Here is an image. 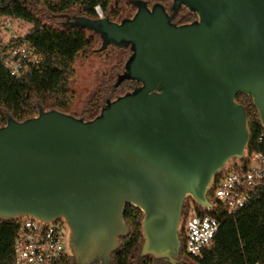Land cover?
<instances>
[{
    "label": "water",
    "instance_id": "water-1",
    "mask_svg": "<svg viewBox=\"0 0 264 264\" xmlns=\"http://www.w3.org/2000/svg\"><path fill=\"white\" fill-rule=\"evenodd\" d=\"M131 18L66 16L64 28L98 35L104 52L130 55L115 88L90 120L58 110L0 127V221L64 220L73 264H112L142 213L140 258L182 264L186 200L214 209V179L246 157L252 99L264 128V0H129ZM181 9L194 21L178 25Z\"/></svg>",
    "mask_w": 264,
    "mask_h": 264
},
{
    "label": "trees",
    "instance_id": "trees-1",
    "mask_svg": "<svg viewBox=\"0 0 264 264\" xmlns=\"http://www.w3.org/2000/svg\"><path fill=\"white\" fill-rule=\"evenodd\" d=\"M149 5L160 3L165 7L171 6L173 0H145ZM119 2L108 11L111 0H0V127L6 125V115H11L16 121L36 117L40 105L44 110H58L68 113L72 108L75 95L70 90V84L75 78V62L80 58H87L90 48L96 41L101 40L98 35L87 30L77 28H57V21H64L66 16H80L93 20L99 19L95 8L100 7L103 16L113 22L131 18L135 10L129 0ZM130 9V10H129ZM16 20L32 26L25 36L11 38L4 42L2 20ZM194 16L188 12L180 18V24L194 21ZM89 35V36H88ZM26 43L36 48L43 59L35 68L28 71L21 78L11 77L5 69V63L15 48ZM117 49V48H116ZM119 60L117 73L123 70L130 52L127 49H117ZM110 85L109 93L101 100L91 105L89 119L95 118L107 99L117 97L132 91L130 85L114 90ZM237 102L242 104L248 116L250 132V154H260L264 157V128L252 99L240 95ZM210 192L209 200L214 204ZM196 209L198 215L209 214L221 222L219 233L213 240L210 249L199 256H188L181 249L182 264H264V185L251 203L234 218H228L225 212L214 204L212 212L202 210L193 200H186L182 217L190 205ZM142 213L133 207H127L125 221L131 227L128 238L121 239V249L112 256V264H161L151 257L140 258V251L144 241L142 234ZM19 225L16 221H0V264H15L14 240ZM183 243V233L180 232ZM67 264H73L72 258Z\"/></svg>",
    "mask_w": 264,
    "mask_h": 264
},
{
    "label": "built area",
    "instance_id": "built-area-1",
    "mask_svg": "<svg viewBox=\"0 0 264 264\" xmlns=\"http://www.w3.org/2000/svg\"><path fill=\"white\" fill-rule=\"evenodd\" d=\"M95 12L98 18L104 17L100 7H96ZM42 59L36 48L24 43L12 51L5 69L11 77L19 79L38 66ZM263 185L264 157L250 154L247 149L244 160L229 163L218 174L210 192L214 204L228 218L234 219L251 203ZM16 222L19 229L14 240L15 264H67L72 258L68 246L69 228L64 220L43 223L33 218H23ZM220 228L221 222L218 219L209 214L198 215L191 206L182 217L184 253L197 257L210 249Z\"/></svg>",
    "mask_w": 264,
    "mask_h": 264
},
{
    "label": "rangeland",
    "instance_id": "rangeland-1",
    "mask_svg": "<svg viewBox=\"0 0 264 264\" xmlns=\"http://www.w3.org/2000/svg\"><path fill=\"white\" fill-rule=\"evenodd\" d=\"M116 2H119L120 6L125 5L123 0H111L109 12ZM62 22L64 21H57V28L63 29ZM1 24L4 42H8L11 38L23 37L32 29L29 24L10 19L2 20ZM100 47V41H96L90 48L89 56L86 59H77L75 62L76 75L70 84V90L75 95V101L68 114L76 118L89 119L91 105L103 99L109 93L110 85L117 79V75L115 79L114 75L118 71L119 60L122 57L119 56L117 49L113 46L104 52H97ZM187 203L188 206H191V202L188 201Z\"/></svg>",
    "mask_w": 264,
    "mask_h": 264
},
{
    "label": "flooded vegetation",
    "instance_id": "flooded-vegetation-1",
    "mask_svg": "<svg viewBox=\"0 0 264 264\" xmlns=\"http://www.w3.org/2000/svg\"><path fill=\"white\" fill-rule=\"evenodd\" d=\"M149 5V4H148ZM152 5H149V7H151ZM135 9V8H134ZM166 10L170 13V6H168V7H166ZM135 12H136V9L133 11V13H132V15H131V17H133V15L135 14ZM186 10L185 9H181L180 11H179V13L176 15V17L174 18V22L176 23V24H178V25H181L180 24V18L182 17V16H184L185 14H186ZM128 50V49H127ZM127 60V59H126ZM124 68V67H123ZM123 72V70L122 71H120V73H122ZM120 73H117L116 75H118V74H120ZM116 78H117V76H116ZM116 82V81H115ZM123 84H127V85H130L132 88H135L136 87V84L135 83H133V82H129V81H125V82H123L122 83V85H120L118 88H120V87H123ZM114 87V86H113ZM118 88H115L114 87V90H118Z\"/></svg>",
    "mask_w": 264,
    "mask_h": 264
}]
</instances>
